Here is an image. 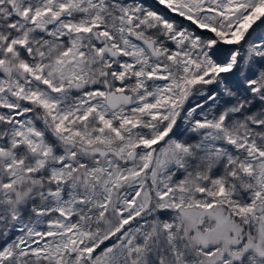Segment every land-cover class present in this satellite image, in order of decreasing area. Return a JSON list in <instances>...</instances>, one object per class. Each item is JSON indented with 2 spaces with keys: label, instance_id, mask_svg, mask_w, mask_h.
<instances>
[{
  "label": "snow or ice",
  "instance_id": "6c2138e0",
  "mask_svg": "<svg viewBox=\"0 0 264 264\" xmlns=\"http://www.w3.org/2000/svg\"><path fill=\"white\" fill-rule=\"evenodd\" d=\"M0 264H264V0H0Z\"/></svg>",
  "mask_w": 264,
  "mask_h": 264
}]
</instances>
